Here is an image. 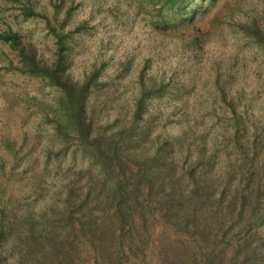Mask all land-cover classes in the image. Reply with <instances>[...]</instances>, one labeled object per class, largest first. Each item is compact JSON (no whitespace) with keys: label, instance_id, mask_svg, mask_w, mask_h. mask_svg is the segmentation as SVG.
<instances>
[{"label":"rangeland","instance_id":"rangeland-1","mask_svg":"<svg viewBox=\"0 0 264 264\" xmlns=\"http://www.w3.org/2000/svg\"><path fill=\"white\" fill-rule=\"evenodd\" d=\"M161 5L0 0V34L93 81L91 139L179 197L122 224L62 92L0 40V264H264V0Z\"/></svg>","mask_w":264,"mask_h":264},{"label":"trees","instance_id":"trees-1","mask_svg":"<svg viewBox=\"0 0 264 264\" xmlns=\"http://www.w3.org/2000/svg\"><path fill=\"white\" fill-rule=\"evenodd\" d=\"M192 1L194 0H162L161 6L162 8L167 7L170 10L181 12L184 11ZM27 12H29L27 14H32L29 9ZM255 36L258 38L257 43L264 48V36L256 34ZM0 40L3 42H10L11 46L19 49L18 54L22 58L24 66L27 67L31 73L42 76L48 80L50 85L58 87L62 92L63 97L58 102L59 111L69 118V122L75 126L72 129L77 132L76 134L80 137L85 147V150H82V152L86 155L90 154L91 156H96L97 160L95 163L98 167H94V169H97V172L94 174L99 175L97 178L102 187L107 186V188H109L110 195H112L109 204L116 202V206H119V214L121 215V217L119 215V220L121 218L122 224L130 226V229L132 224H134V217L140 218L142 223L145 224L144 211L147 213V209L149 208L153 210L154 208L151 207L153 202H161V200H156V196H163L162 202L165 201V203L160 205L165 207H169L174 203L175 198H179L176 196L178 193L172 188L174 186L173 177L169 178V183L172 187H169L165 182L162 184V182L160 183L159 179L155 177L156 173L154 170H152V172H145L143 168L141 169V161L132 160L134 161L133 164L136 166V170L132 171L129 166V160L133 156L131 153H128L124 160L115 159V156H110L106 153L102 146L103 143H100L97 137L91 139L93 136L91 131L92 123L86 115V100L89 87L93 84V81H86L78 85V83L70 82L67 78L63 80L62 72L64 71V62L61 55H58L57 59L50 67H40L39 63L36 61L34 51L30 50L26 52L23 46L20 47L19 39L15 33H2L0 34ZM121 148L122 146L117 148L116 155ZM162 159L163 158H159L157 161L159 162ZM168 171L173 175L175 173V169L173 168ZM153 177H155V180L152 179ZM146 192L148 195H146ZM160 192H162V194ZM177 208L181 210L183 208L182 203ZM165 216H167V212ZM107 217L108 216L105 215L104 219H107ZM116 219L118 221L117 217ZM169 221L170 219L167 222ZM123 228L124 226L121 227V229ZM102 238L106 239L107 234L104 233Z\"/></svg>","mask_w":264,"mask_h":264}]
</instances>
